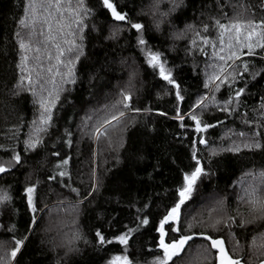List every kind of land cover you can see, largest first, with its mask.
Masks as SVG:
<instances>
[{
	"label": "trees",
	"instance_id": "16d2710c",
	"mask_svg": "<svg viewBox=\"0 0 264 264\" xmlns=\"http://www.w3.org/2000/svg\"><path fill=\"white\" fill-rule=\"evenodd\" d=\"M24 2L0 0V145H5L0 148V161L3 162L10 159L13 147L24 155L22 141L30 131V122L39 116V106L30 93L11 94L19 75L16 68L19 48L14 33L17 21L23 15ZM72 2L75 4L76 0ZM114 2L125 6L121 10L128 11L134 21L145 25L144 35L149 46L163 53V58L169 62L167 67L174 68L173 75L181 86L184 100L177 102L174 87L158 75V69L146 64L144 54L136 46V30L125 25L126 31L118 41L104 40L112 23L109 14L103 10L101 0H85L86 6L94 10V15L86 21V55L76 66L78 80L74 85L64 86L70 91L61 93L53 109V122L44 134L43 147L36 153H28L26 164L0 173V188L6 189L12 198L7 204H0V241L6 242L0 244V256L15 246L11 239L15 235L28 238L12 264H57L58 261L59 264H106L113 254L123 253V246L117 241L99 245L96 230L100 229L110 239L124 231L125 225L134 227L137 215H147L149 224L130 238L127 254L134 264H151L155 256L162 255V250L156 247L159 234L155 228L159 219L178 198L176 189L183 183V172H190L195 167L191 155L195 140L197 157L212 174L198 180L191 197L181 205L180 220L176 224L180 231L172 232L166 225V241L178 239L179 235L206 232L214 238L222 237L229 254L240 255L247 261L252 250V238L264 231V227L240 225L237 213L247 216L248 208L241 204L238 196L243 195V182L250 179L244 174L264 169V149L241 147L238 153L219 152L211 156L210 153L213 147L227 148L234 143L242 145L246 137L239 133L251 135L257 130L255 124H246L245 120H260L264 125V117L259 115L264 75L251 84L232 115L219 111L217 107L203 113V121L214 127L198 133L195 122L185 117L183 123L186 127L181 128L180 121L173 119L177 103L183 114L206 92H214L218 101L229 95L227 84L222 85L219 91L212 85L207 89L204 87L212 71L208 65L214 63L211 46L206 47L207 55L198 50L187 55L188 38H184L175 41L173 50L174 42L170 37L173 29L164 24L162 31L157 32L153 26V17L148 10L151 0ZM185 4L186 7L172 15V24L177 28L191 22L212 24L210 17L219 18L222 23L235 19L264 20V0H185ZM218 4L225 6L221 9ZM162 7L166 9L168 5L165 3ZM92 25L101 31L93 30ZM207 35L218 40L217 31L213 28ZM256 52L259 55L242 56L240 60H247L256 68H264V58H261L264 53L259 49ZM122 59L127 63L121 64ZM44 64L46 68L48 61L45 60ZM133 67L137 75L129 83ZM243 86V82L238 80L233 88ZM122 88L132 92V108L150 111L135 113L117 105L119 110L125 111L120 125L115 131L110 128L108 137L95 138L92 129L105 117L115 114L116 109L112 105L120 98ZM194 111L199 113V109ZM161 112L167 115H161ZM89 116L91 120L87 119ZM218 120L222 123L217 124ZM16 125L19 131L14 129ZM66 129L72 133L71 137L66 135ZM258 130L264 142V126ZM201 136L207 144L199 143ZM69 139L71 145L66 142ZM121 139L123 147H119ZM52 153L60 155L57 157ZM66 156L70 157L67 165L70 176L49 181L47 176L52 174L57 160ZM42 158H46L43 166ZM93 172L99 179L100 188L78 205L79 213L76 214L72 205L91 191ZM37 181L35 203L38 222L30 232L32 213L27 208L24 187ZM72 188L79 189V194L72 192ZM222 198L223 209L217 203ZM145 204L149 207L144 208ZM138 209L142 212L138 213ZM221 216L225 219L235 216L236 222L230 227L220 224L216 229L207 226ZM189 223L193 225L191 229L187 227ZM74 233L83 237L73 245L79 251L65 256V245ZM203 248H210L209 242L195 238L173 260L175 264H202ZM233 248H236L235 252ZM211 255L213 260L209 264H214L215 251L212 249Z\"/></svg>",
	"mask_w": 264,
	"mask_h": 264
},
{
	"label": "snow or ice",
	"instance_id": "6c2138e0",
	"mask_svg": "<svg viewBox=\"0 0 264 264\" xmlns=\"http://www.w3.org/2000/svg\"><path fill=\"white\" fill-rule=\"evenodd\" d=\"M103 10L109 14L112 23L107 29V35L104 36L106 41H118L121 35L127 28L134 29L137 32L136 46L144 54L146 64L151 68L158 69V75L175 89V99L177 102L184 100L181 94V86L175 79L173 72L174 68L167 67L168 61L163 58V53L158 50H153L149 46L148 40L145 38L144 31L145 25L139 21H134L129 15L128 11L121 10L123 7L114 0H101ZM167 4L165 9L162 5ZM218 6L223 9L225 5ZM186 7L185 0H151L148 5V10L153 17V26L157 32L162 31V25L167 24L173 31L170 32L172 38L173 50L175 41L188 38V47L186 54L192 55L195 51H200L207 55L206 47L211 46L212 56L214 63L208 65L212 69L208 74V78L204 83L207 89L212 85L216 91H219L222 85L229 86V95L223 101H218L214 92H206L203 96L199 97L196 102L191 106L187 113L181 114L179 103L175 107V116L173 119L180 121V127L185 128L183 123L185 117L194 121L195 131L200 133L214 125L204 122L202 119L203 113L208 111L211 107H217L219 111L228 115H232L236 107H239L242 96L248 91L251 84L256 82L258 78L264 75V68H256L254 64L249 61H241L242 56H257L259 53H264V20H230L228 23H222L219 18L210 17L212 24L202 23L197 25L194 22L185 23L183 28H177L172 24V15ZM143 12L144 9L142 8ZM203 14V13H202ZM238 15V13H234ZM94 15V10L87 7L85 0H76L73 4L72 0H25L23 5V15L17 21V30L14 33L18 48H19V61L16 64L19 73L16 84L13 86L12 95L19 96L22 92L30 93L34 98V103L39 106L38 119L34 118L30 122V131L23 139V153L17 151L15 147L12 148V155L7 162L0 161V173H7L9 170H14L16 167L26 164L25 156L28 153L38 152L44 144V134L47 133L49 127L53 122V109L56 108L58 101L61 98V93L70 91L66 89L65 85H74L78 80L77 63L85 53V29L88 28L86 23L87 19ZM226 15V13H225ZM210 28L217 31V39H213L207 35ZM92 29L99 32L101 31L96 25H92ZM227 37V42L225 41ZM244 49H247L245 52ZM54 50V51H53ZM264 58V57H261ZM48 61L45 68L44 61ZM55 61L53 64L52 61ZM121 64H126L127 61L122 59ZM63 67V71L61 68ZM137 75L133 67L129 74V83ZM247 77V78H245ZM59 78V81H57ZM243 82V87H234L237 81ZM51 85V88L48 85ZM264 91V88L260 89ZM167 94V93H165ZM159 95V93H158ZM132 92L130 90L121 89L120 98L112 105L116 109L115 114L105 117L102 122L98 123L92 132L95 138L99 139L100 136H109V129L116 130V126L120 125L122 118L125 116V111L119 110L116 106L120 105L125 110L139 113L141 111H150V109H139L131 107ZM199 109V113L194 111ZM167 115V113H160ZM259 115L264 117V95L260 96ZM87 119L91 120L89 116ZM246 124H255L257 130L253 131L251 135L244 132L239 133L241 137H246L242 145H236L227 148L213 147L211 155H216L219 152H233L238 153L241 147L245 149H264V142L260 139L261 133L258 130L262 125L260 120H245ZM23 123V121H21ZM217 124L222 121H216ZM105 125L108 127L106 128ZM16 131H19V126H13ZM66 135L71 137L72 133L65 130ZM15 135V132H14ZM186 135V133H185ZM11 139V137L9 138ZM71 145V139L66 141ZM111 143V141H109ZM200 144H207L203 136L199 138ZM196 141H193L192 146V160L195 161V167L190 172H183V183L176 189L178 198L167 208L166 213L159 219L155 231L159 234V240L156 244L157 249L162 250V255H157L153 258L151 264H169L175 261L174 257H179L180 253L185 247V244L190 241L193 236L200 235L205 240L210 241V248H203L201 252L202 264H209L213 260L211 249H215V264H264V231L258 232L253 236L251 241V251L245 261L240 255H231L225 248L224 240L222 237H213L206 232L192 233V235H179L178 239L166 241V225L172 232H179V227L176 226L180 220L181 205L187 201L194 190L198 180H202L205 176L212 173L207 170L202 161L197 157L195 149ZM123 140L119 147H123ZM5 145H0L4 148ZM52 155L59 157V153H52ZM142 158V157H141ZM70 157L58 159L52 168V174L47 176L49 181L57 180L58 177L70 176L67 170ZM43 163H46V158H42ZM211 162V161H210ZM247 179L244 181L243 195L238 196L241 204L248 208L247 216L240 214V225H258L264 227V169L259 171H250L244 174ZM36 183H29L24 187V193L27 198V208L32 213L31 224L29 231L33 230V225L37 221V207L35 203V193L37 190ZM100 188L99 179L96 177L95 172L92 175L91 191L88 192L86 197H82L72 205L73 212L78 214V205L87 201L96 191ZM72 192L79 194V189L72 188ZM11 196L4 188H0V204H7L11 200ZM218 206L223 209V198L217 202ZM149 205L145 204L144 208ZM46 209H41L43 211ZM138 213L142 209L137 210ZM137 223L134 227L125 225V230L118 235L107 239L97 229L95 235L99 245L110 244L112 241H117L119 245L123 246L122 254H113L106 264H134L127 254L130 238L134 233H137L140 228L149 224V217L147 215H137ZM75 223V221H73ZM171 222V223H170ZM236 222L235 216H228L226 219L221 216L212 220L207 226L216 229L220 224L231 226ZM189 229L193 227L192 223L187 225ZM14 225L9 228L12 231ZM27 236L17 238L12 235L11 239L14 241L15 246L6 253L0 256V264H12L17 258L18 253L21 252L22 247L25 245ZM83 239L78 233H74L72 238L67 241L65 247L67 251L65 256L69 253L79 251L75 248L74 242ZM259 240V243L257 241ZM87 243V241H85ZM0 244H6L5 241H0ZM239 247V241H237ZM236 248H233V252ZM59 264V261L57 262Z\"/></svg>",
	"mask_w": 264,
	"mask_h": 264
},
{
	"label": "water",
	"instance_id": "95a60500",
	"mask_svg": "<svg viewBox=\"0 0 264 264\" xmlns=\"http://www.w3.org/2000/svg\"><path fill=\"white\" fill-rule=\"evenodd\" d=\"M195 238L204 239V237H202V236H200V235H195V236H193V238H192L191 240H193V239H195ZM191 240H190V241H191ZM204 240H205V239H204ZM206 241H207V240H206ZM188 242H189V241H188ZM188 242H187V243H188ZM207 242H209V245H210V241H207ZM187 243H186V244H187ZM186 244H185V245H186ZM224 244H225V242H224ZM225 248H226V245H225ZM226 249H227V248H226ZM212 250L215 251V253H216V250H215V249H212ZM214 264H215V262H214Z\"/></svg>",
	"mask_w": 264,
	"mask_h": 264
}]
</instances>
